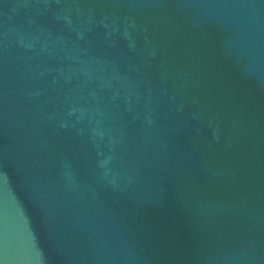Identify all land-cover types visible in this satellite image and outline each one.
<instances>
[{
  "label": "water",
  "instance_id": "obj_1",
  "mask_svg": "<svg viewBox=\"0 0 264 264\" xmlns=\"http://www.w3.org/2000/svg\"><path fill=\"white\" fill-rule=\"evenodd\" d=\"M0 264H264V0H0Z\"/></svg>",
  "mask_w": 264,
  "mask_h": 264
}]
</instances>
